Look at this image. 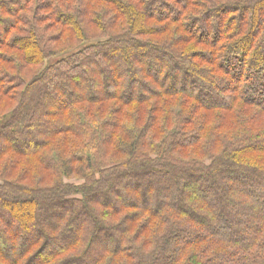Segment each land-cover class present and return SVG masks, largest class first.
Masks as SVG:
<instances>
[{"label":"trees","instance_id":"obj_1","mask_svg":"<svg viewBox=\"0 0 264 264\" xmlns=\"http://www.w3.org/2000/svg\"><path fill=\"white\" fill-rule=\"evenodd\" d=\"M0 264H264V0H0Z\"/></svg>","mask_w":264,"mask_h":264}]
</instances>
